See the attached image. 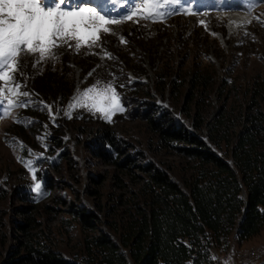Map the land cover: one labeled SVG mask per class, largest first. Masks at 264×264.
<instances>
[{
  "label": "rangeland",
  "instance_id": "374dc122",
  "mask_svg": "<svg viewBox=\"0 0 264 264\" xmlns=\"http://www.w3.org/2000/svg\"><path fill=\"white\" fill-rule=\"evenodd\" d=\"M229 1L212 0L213 7L211 0H181L190 13L174 5L167 9L173 14L163 20L144 19L139 13L132 20L122 17L121 24L109 26L111 34H102V48H82L77 54L61 47L55 59L36 67L34 57L21 58L16 75L26 85L21 91L51 105L56 121L53 124L42 106L14 108L8 116L0 115V264L20 253L21 243L31 233L70 257L79 250L83 236L74 209L87 208L97 216V225L106 229L124 215V198L144 176L141 164L150 161L175 179L185 175L193 159L157 140L143 118L147 106L155 110L162 106L187 126L195 110L208 118L219 111L252 109L249 92L264 81V0L249 11L222 5ZM105 51L113 59L105 58ZM198 67L211 72V83L185 104V79ZM46 73L52 77L51 86L61 85V90L35 88L33 81ZM113 78L128 102L111 122L80 108L71 111V118L64 115L74 96L96 81L103 87ZM158 79L167 84L163 89ZM103 129L120 140V150L110 158L124 162L134 153L133 164L104 163L95 156L94 140ZM29 160L42 183L39 196L31 190ZM22 187L25 198H19ZM26 219L29 225L22 229ZM263 259L264 228L249 239L230 241L225 250L213 247L207 263L260 264Z\"/></svg>",
  "mask_w": 264,
  "mask_h": 264
},
{
  "label": "trees",
  "instance_id": "16d2710c",
  "mask_svg": "<svg viewBox=\"0 0 264 264\" xmlns=\"http://www.w3.org/2000/svg\"><path fill=\"white\" fill-rule=\"evenodd\" d=\"M211 78L207 68L191 71L185 79V104ZM51 80L46 73L33 82L38 90L62 89L52 87ZM161 82L156 81L163 89L167 84ZM256 85L248 95L251 110L219 111L208 118L195 110L190 126L162 106L144 108L143 118L157 140L193 159L185 175L179 180L150 161L141 164L144 176L124 198V215L106 229L87 208L74 209L83 231L77 252L67 257L31 233L7 264H209L213 247L222 251L230 241L258 234L264 228V81ZM121 98L125 107L128 100ZM94 141V154L104 163L123 162L110 158L120 150V140L106 129ZM134 158V153L124 158L122 166L133 164ZM18 189L19 198H25L26 190ZM28 225L26 219L20 227Z\"/></svg>",
  "mask_w": 264,
  "mask_h": 264
},
{
  "label": "snow or ice",
  "instance_id": "6c2138e0",
  "mask_svg": "<svg viewBox=\"0 0 264 264\" xmlns=\"http://www.w3.org/2000/svg\"><path fill=\"white\" fill-rule=\"evenodd\" d=\"M110 2L115 11L118 0ZM125 3L128 14L121 11L123 20H132L138 13L144 19L163 20L173 14L167 9L180 5L181 0H143L142 5L139 0H125ZM183 11L190 13L191 9L183 8ZM121 23L122 19L109 18V12L104 7L98 10V6L91 5L89 0H0V115L8 116L14 108L42 106L55 124L56 114L52 113L51 105L33 100V93L21 91L26 87L16 78L21 58L25 55L34 57L33 67H36L46 60L55 59L61 47L73 49L77 54L82 48H102V34H111L109 26ZM204 23L200 21V24ZM120 40L127 43L122 36ZM104 57L113 59L107 51ZM99 85L100 81H96L74 96L73 102L68 105L69 111L64 115L71 118V111L80 108L100 114L104 120L111 122L116 113L124 112L114 78L103 87ZM26 167L34 182L31 190L39 196L42 183L37 178L38 170L31 160L27 161Z\"/></svg>",
  "mask_w": 264,
  "mask_h": 264
},
{
  "label": "bare ground",
  "instance_id": "6f19581e",
  "mask_svg": "<svg viewBox=\"0 0 264 264\" xmlns=\"http://www.w3.org/2000/svg\"><path fill=\"white\" fill-rule=\"evenodd\" d=\"M227 8V7H226ZM238 11V10H237Z\"/></svg>",
  "mask_w": 264,
  "mask_h": 264
}]
</instances>
